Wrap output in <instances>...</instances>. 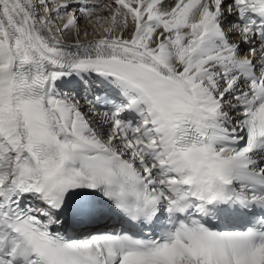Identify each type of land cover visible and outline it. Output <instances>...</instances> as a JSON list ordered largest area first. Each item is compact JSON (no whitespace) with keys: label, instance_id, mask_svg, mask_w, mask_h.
Listing matches in <instances>:
<instances>
[{"label":"snow or ice","instance_id":"snow-or-ice-1","mask_svg":"<svg viewBox=\"0 0 264 264\" xmlns=\"http://www.w3.org/2000/svg\"><path fill=\"white\" fill-rule=\"evenodd\" d=\"M0 264H264V0H0Z\"/></svg>","mask_w":264,"mask_h":264},{"label":"bare ground","instance_id":"bare-ground-1","mask_svg":"<svg viewBox=\"0 0 264 264\" xmlns=\"http://www.w3.org/2000/svg\"><path fill=\"white\" fill-rule=\"evenodd\" d=\"M83 38V37H82Z\"/></svg>","mask_w":264,"mask_h":264}]
</instances>
